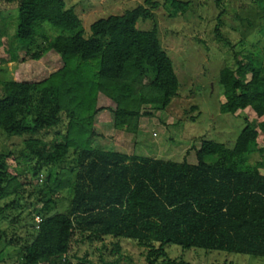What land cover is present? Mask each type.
<instances>
[{"label": "trees", "instance_id": "16d2710c", "mask_svg": "<svg viewBox=\"0 0 264 264\" xmlns=\"http://www.w3.org/2000/svg\"><path fill=\"white\" fill-rule=\"evenodd\" d=\"M8 1L17 4L10 58L21 52V62L38 61L54 53L62 65L37 82L0 79V132L22 140L19 154L0 152V218L9 209L21 217V200L35 204L26 212L35 221L32 238L0 264H83L75 247L100 243L106 250L107 238L109 255L117 257L107 263L100 255L103 264L121 259V240L140 248L145 264H190L172 257L173 247L264 260V147L257 144L264 122L256 121L264 116V44H252V60L228 44L234 62L219 71L220 111L242 112L246 123L233 147L204 140L195 164L138 156L101 144L99 128L135 135L148 114L143 108L164 109L178 96L157 24L136 25L152 19L158 3L98 18L87 31L65 0ZM167 2L170 16L190 7ZM253 3L264 12V0ZM221 10L215 31L227 41ZM65 189L71 196L61 212Z\"/></svg>", "mask_w": 264, "mask_h": 264}, {"label": "rangeland", "instance_id": "374dc122", "mask_svg": "<svg viewBox=\"0 0 264 264\" xmlns=\"http://www.w3.org/2000/svg\"><path fill=\"white\" fill-rule=\"evenodd\" d=\"M65 1L68 6L75 7L87 31L90 24L98 18L122 14L145 2V0ZM153 1L158 3V6L152 9L153 18L139 20L136 25L141 30H149L154 23L157 24L162 47L171 58L179 81L178 96L164 109L143 108L142 113L148 114L141 116L139 129L135 135L99 128L103 133L100 143L113 145L117 150L138 156L179 162L185 158L188 163L195 164L197 162L195 150L202 141L213 140L231 148L246 125L242 112L233 115L220 111L219 106L224 101V96L218 77L221 68L232 66L234 62L228 44L235 45L234 50L242 52V56L245 55L250 60L253 59L248 55L252 51L250 48L252 44H264V34L260 28L262 25L264 29V12L253 3V0H220V7L216 4L217 0H181L190 2L189 9L170 16L171 6L167 0ZM16 6L15 2L0 0V28L4 27L3 34H0V79L41 81L57 70L62 62L54 53H48L38 61L21 62L23 56L21 52L17 53V60L10 58L9 48L17 45L12 38L17 19ZM220 10L222 11L220 33L227 41L224 39L222 41L215 31ZM48 27L52 36L59 34V29ZM259 55L263 57V54ZM256 121L264 122V116ZM257 144L258 147H264V131H259ZM21 149L20 138L9 137L0 132V152L12 151L19 154ZM248 156L247 154L246 157ZM12 158L13 156L9 157L11 164ZM250 161L254 162L253 157ZM70 196L66 189L60 193L58 210L66 211ZM31 201L29 198L26 202L24 200L19 202L21 217L17 218L16 213L9 209L4 213L6 218H0V251H3L0 253V263H4V260L5 263L10 261L16 254V249L21 247L25 240L32 238L30 225L35 221L26 214L35 207ZM10 240L12 243L8 245L7 242ZM110 241L109 238L105 240L106 250L97 248L100 247V243L94 246L79 244L77 248L75 247L76 255L86 260L83 264H103L100 255L107 263L112 262L117 256L108 253L112 247ZM120 246L122 257L116 264H145L142 250L133 242L121 240ZM170 255L190 264H264L263 259L247 255L215 251L205 253L203 250L182 252L176 247H173ZM76 262L77 260H74V263Z\"/></svg>", "mask_w": 264, "mask_h": 264}, {"label": "built area", "instance_id": "2783aa9c", "mask_svg": "<svg viewBox=\"0 0 264 264\" xmlns=\"http://www.w3.org/2000/svg\"><path fill=\"white\" fill-rule=\"evenodd\" d=\"M37 220H38V221H40V219H39V218H37Z\"/></svg>", "mask_w": 264, "mask_h": 264}]
</instances>
